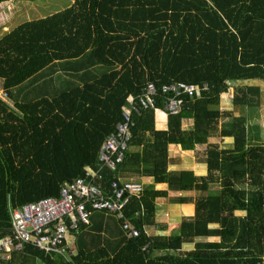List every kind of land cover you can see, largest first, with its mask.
Returning <instances> with one entry per match:
<instances>
[{"label": "trees", "instance_id": "1", "mask_svg": "<svg viewBox=\"0 0 264 264\" xmlns=\"http://www.w3.org/2000/svg\"><path fill=\"white\" fill-rule=\"evenodd\" d=\"M0 80L12 104L0 98V238L10 235L12 209L58 198L62 184L97 164L127 99L152 84L155 103L132 116L127 146L141 148L136 173L153 176L166 171L168 144L183 150L206 145L205 176L167 173L169 190L197 193L190 199L193 217L184 218L176 234L149 237L143 228L154 223L152 205L142 198V213L132 196L123 218L91 212L69 261L52 260L30 245L21 251L47 264H264V140H252L248 124L261 92L251 82L264 85V0H74L0 39ZM176 82L205 83L208 89L180 96L179 111L165 112L167 129L154 130L155 111H164L169 95L161 87ZM36 83L41 85L30 86ZM229 86L232 110H220V95ZM183 119L192 120L191 129L181 128ZM143 130L152 131V140L136 136ZM216 134L232 137V146L208 143ZM122 163L114 171L103 169L96 182L103 193L118 179ZM213 184L216 191L209 190ZM147 194L167 192L146 188ZM124 220L137 236L127 235ZM186 242L193 248L183 250Z\"/></svg>", "mask_w": 264, "mask_h": 264}, {"label": "built area", "instance_id": "2", "mask_svg": "<svg viewBox=\"0 0 264 264\" xmlns=\"http://www.w3.org/2000/svg\"><path fill=\"white\" fill-rule=\"evenodd\" d=\"M207 89L205 83L201 86L184 82L163 85L161 92L169 93L164 101V111L176 114L180 109V96H198ZM2 94L4 97L0 98L12 106L5 92ZM155 95L154 86L148 84L141 94L129 100L121 112V122L102 143L97 164L86 167L81 177L63 184L58 198H43L10 211V235L0 239V255L3 258L11 251H20L24 245H30L44 253L68 259L71 252L65 246V239L70 232L77 234L80 226L88 224L92 211L114 212L118 218H123L124 205L130 197L141 193V184L112 180L109 191L103 193L96 182L102 179L104 168L114 171L122 163L128 149L130 128L134 125L132 116L152 107ZM122 228L128 236L138 235L127 220H124Z\"/></svg>", "mask_w": 264, "mask_h": 264}, {"label": "crops", "instance_id": "3", "mask_svg": "<svg viewBox=\"0 0 264 264\" xmlns=\"http://www.w3.org/2000/svg\"><path fill=\"white\" fill-rule=\"evenodd\" d=\"M73 1L74 0H69L65 8L69 7L73 3ZM37 2L38 0H5L3 2H0V39L24 23L38 20V19L44 18L46 16H50L56 12L63 10V9H57V11L54 13H49L47 15L38 17L40 10L37 12V9H38L37 7L39 6ZM31 5H34V6L30 8ZM59 74L61 75L62 73H57V75ZM251 83L260 86V91H261L260 92V102H261V100L263 99V93H264L263 83L261 82H251ZM40 85H41L40 83H36L30 86H32V88H37ZM30 86H27L26 89H28V87ZM62 87H63V84L57 85V89L62 88ZM14 89H17V88H14ZM233 90H234L233 86H229L227 92H225V94L223 93L220 95V97H222V95H226L230 93V96H228L230 97L229 99H226L225 97L224 102L219 103L220 110H224V111L232 110ZM0 92H3V89L1 88V80H0ZM131 98L133 97H129L127 99V103L129 102ZM263 104H264V101H263ZM125 106H123V108ZM251 121L252 120L249 119V122H248L249 125ZM222 122L224 121L223 120L219 121V127H221ZM192 124L193 123L191 119H183L181 121V128L183 130H189L192 128ZM153 129L157 131H164L167 129V114L165 113V111L163 110L155 111ZM256 129L257 128L255 126L251 128L250 136L252 140L263 141L264 132L261 133L257 131ZM136 136L143 140H152L153 133L152 131L143 130V131H138L136 133ZM216 137H219V135L216 134V135L209 137L208 143L217 144L221 148H230V146H232V141H233L232 137H229V136L220 137V140H218L217 142H216ZM223 144L226 146H223ZM205 149H206L205 144L195 145L194 149L192 150H183L180 144H174V143L168 144L166 148V151H167L166 171H164L163 173L159 172L153 176H149V175H138L136 173V166H139L141 164V157H142L141 148H139L138 146L128 147L124 162L122 163V169H120L117 172V177H118L119 182L132 181V182L141 184L142 191L139 195L135 197L138 198L141 202L140 204H141L142 213H143V210H145L144 203L141 201L142 198H145L146 206L148 204L152 205L151 210H150V206H148V209L152 211L154 214V223L152 225H146L143 228L147 236L167 237L170 234H176L178 233L180 222L184 218L193 217L194 204L192 203V201H190V199H193L197 195V193L194 190H185V191L169 190L168 185H167V176H168L167 173L189 171V172H192L193 175L197 177L205 176L207 174V165L205 162ZM86 167H93V166H85L83 168V173ZM146 188L150 190L154 189L158 191H166L167 195L165 197H158V198H151L149 194L144 196V191ZM216 189H218V186L216 184L210 185L209 190L216 191ZM51 198H57V197H51ZM176 198H182V199H185V201L183 203H178L176 201H173V199H176ZM29 203H32V202H29ZM235 214L238 216H241L244 214V212L236 211ZM88 224L84 226L86 227L88 226ZM90 224H91V221H90ZM99 226L100 225L96 227H99ZM81 227H83V225L80 226V228ZM101 227L103 228V231H101V234L106 235L105 233L106 227H107L106 222H104L101 225ZM209 227L216 228L217 226L213 224V225H210ZM77 235L78 233L75 234L72 232H70L67 235L65 239V246L67 250L71 252V256L65 260L63 258L64 261L66 260L69 261L70 258L76 254V247H77L76 246V236ZM197 240H203V239L198 238ZM204 240H207L210 242H217L218 238L208 237L207 239H204ZM192 248H193L192 242H186L182 245L183 250H190ZM36 250L38 251V249ZM41 253H43L44 255L50 256V258H52V260L55 259V261L58 256L56 254H50V253L47 254L42 251ZM0 264H47V263L43 261V259L39 255L29 254L27 252L20 250V251L9 252L6 258H3V256L0 255ZM55 264H57V262H55Z\"/></svg>", "mask_w": 264, "mask_h": 264}, {"label": "rangeland", "instance_id": "4", "mask_svg": "<svg viewBox=\"0 0 264 264\" xmlns=\"http://www.w3.org/2000/svg\"><path fill=\"white\" fill-rule=\"evenodd\" d=\"M69 0H38L39 6L37 7V12L40 10V13L38 17L47 15L49 13H54L57 11V9H64L67 6V3ZM31 5L30 8H32ZM29 8V9H30ZM4 92V91H3ZM3 92H0V97H4ZM225 94V93H224ZM230 93L226 95H222L220 97L219 103L224 102V98L229 99ZM7 98V97H6ZM251 123H250V129L253 128L254 126L257 128L256 130L263 133L264 132V104H263V99L261 100L260 104L258 105V108H255V110L252 113V117L250 118ZM252 126V127H251ZM220 140V136L216 137V142ZM223 146H226L223 144ZM231 147V146H230Z\"/></svg>", "mask_w": 264, "mask_h": 264}]
</instances>
